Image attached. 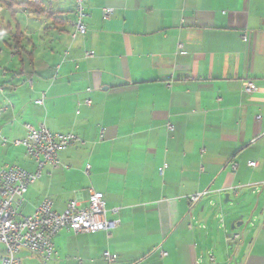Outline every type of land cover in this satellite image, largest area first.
<instances>
[{"label": "crops", "instance_id": "1", "mask_svg": "<svg viewBox=\"0 0 264 264\" xmlns=\"http://www.w3.org/2000/svg\"><path fill=\"white\" fill-rule=\"evenodd\" d=\"M37 1L6 2L19 11L0 45V169L34 172L12 144L24 124L73 133L20 212L45 198L57 213L85 207L93 189L120 225L63 229L53 259L23 250L21 264H108L104 252L113 264H264V0H84L87 33L73 39V2Z\"/></svg>", "mask_w": 264, "mask_h": 264}, {"label": "built area", "instance_id": "2", "mask_svg": "<svg viewBox=\"0 0 264 264\" xmlns=\"http://www.w3.org/2000/svg\"><path fill=\"white\" fill-rule=\"evenodd\" d=\"M74 6L75 18L71 24L73 32L71 38L85 36L87 33L85 18L88 16L85 10L84 0H71ZM113 10L102 9V17L108 20ZM244 42L248 41V35L241 36ZM182 45H178L181 49ZM92 53H86V57ZM31 85V81H25ZM248 94L255 92V86L251 82H244L243 89ZM90 91L89 89L87 90ZM45 95L34 101L38 106L43 105ZM90 106L89 99L83 102ZM25 136L20 140L12 142L15 146H21L25 155L34 161L35 170L29 172L18 165H9L0 169V264H21L18 257L20 251H27L37 256L42 263H46L56 256L53 239L63 229L70 230L74 234H95L98 232H109L120 225L118 219L108 221L106 218L104 195L93 189L88 191L87 206L80 207L76 200L69 201L63 212L57 213L53 210V202L45 198L29 216L20 212L27 190L42 176L45 167L56 168L58 165V153L66 150L80 142L77 135L73 133L57 134L51 133L44 125L34 128L29 124L23 125ZM168 130L172 127L168 125ZM7 140L0 137V145L4 146ZM256 162H249L247 166L256 167ZM165 167V166H164ZM90 166L85 167L88 175ZM237 164L231 165L235 171ZM163 169H160V174ZM264 184V182H263ZM203 194L190 197V202H197ZM113 215L117 210H112ZM236 233L232 234L231 240L238 239ZM166 254L163 253V256ZM103 258L108 264L115 263V256L108 252L103 253ZM213 258H210V262Z\"/></svg>", "mask_w": 264, "mask_h": 264}, {"label": "rangeland", "instance_id": "3", "mask_svg": "<svg viewBox=\"0 0 264 264\" xmlns=\"http://www.w3.org/2000/svg\"><path fill=\"white\" fill-rule=\"evenodd\" d=\"M18 7L19 5L16 4L13 6V10H9L5 5H0V23L2 25L0 29V45L3 48L5 47L6 43H11L10 38L12 33L15 32V25H16L15 22L16 16L13 13L19 11ZM28 14L31 17L34 13L30 11L28 12ZM8 26H10V30L8 29Z\"/></svg>", "mask_w": 264, "mask_h": 264}, {"label": "water", "instance_id": "4", "mask_svg": "<svg viewBox=\"0 0 264 264\" xmlns=\"http://www.w3.org/2000/svg\"><path fill=\"white\" fill-rule=\"evenodd\" d=\"M225 198H226V199L224 200V202H227V201H228L227 196H226ZM241 224H242L241 222L236 223V224H232L231 229H232V230H236V229H238V227H239Z\"/></svg>", "mask_w": 264, "mask_h": 264}, {"label": "trees", "instance_id": "5", "mask_svg": "<svg viewBox=\"0 0 264 264\" xmlns=\"http://www.w3.org/2000/svg\"><path fill=\"white\" fill-rule=\"evenodd\" d=\"M6 2H7V0H0V5H5V6H7V7H10L11 5L7 4ZM30 2H31V1H30ZM33 3H34V2H32V3H30V4H33ZM35 3H38V1L35 0Z\"/></svg>", "mask_w": 264, "mask_h": 264}, {"label": "bare ground", "instance_id": "6", "mask_svg": "<svg viewBox=\"0 0 264 264\" xmlns=\"http://www.w3.org/2000/svg\"><path fill=\"white\" fill-rule=\"evenodd\" d=\"M72 35V34H71Z\"/></svg>", "mask_w": 264, "mask_h": 264}]
</instances>
